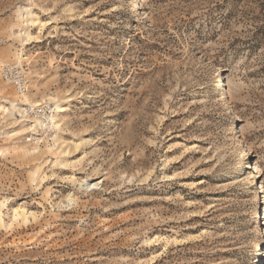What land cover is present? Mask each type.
Here are the masks:
<instances>
[{"label":"rangeland","instance_id":"rangeland-1","mask_svg":"<svg viewBox=\"0 0 264 264\" xmlns=\"http://www.w3.org/2000/svg\"><path fill=\"white\" fill-rule=\"evenodd\" d=\"M136 1L0 0V264H264V0Z\"/></svg>","mask_w":264,"mask_h":264},{"label":"built area","instance_id":"built-area-1","mask_svg":"<svg viewBox=\"0 0 264 264\" xmlns=\"http://www.w3.org/2000/svg\"><path fill=\"white\" fill-rule=\"evenodd\" d=\"M2 76L5 79V81L13 84L16 87L20 95L23 96L27 92L29 88L30 78L27 75L25 69H23L22 67L7 65L2 70ZM34 111L36 116H39L41 109L36 108ZM49 119H50L49 116H46L44 118L45 120L44 122H49L50 121ZM32 139L36 140V137L33 136L32 138H30V140L32 141Z\"/></svg>","mask_w":264,"mask_h":264},{"label":"bare ground","instance_id":"bare-ground-1","mask_svg":"<svg viewBox=\"0 0 264 264\" xmlns=\"http://www.w3.org/2000/svg\"><path fill=\"white\" fill-rule=\"evenodd\" d=\"M136 6H137V10L136 11L138 12L139 11V9H138L139 8V4H137L136 0H133L132 8H136ZM217 82H218V84H215V87H218L219 85H224V84H222V80L220 79V77L218 78ZM56 109H57L56 111H59V112L63 111L61 105H57ZM53 125L54 126H58L57 121L53 120ZM239 158L246 162V163H244V164H246L245 168H250L249 173H248V171L246 172V173L250 174V176H246V179H247V181L250 180V182H251V189H249L248 192H249V194H253L254 195L253 196V200H258L259 194H258V189H256V185H257L256 177H257V175H256V173L254 171V166L252 164H250V159H249L248 153L245 150L240 152ZM95 185L96 184H94V186ZM255 210H256L255 214H254L255 221H253V222H257L258 223V219H257L258 216L260 217V219L264 218V214H262V211L264 212V209H260L259 207H256ZM261 250L262 249H260V251Z\"/></svg>","mask_w":264,"mask_h":264}]
</instances>
